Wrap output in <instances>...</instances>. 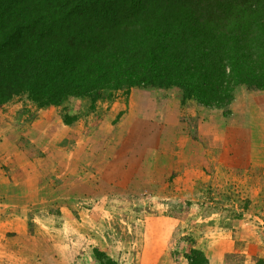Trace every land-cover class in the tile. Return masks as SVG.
<instances>
[{
	"label": "rangeland",
	"instance_id": "1",
	"mask_svg": "<svg viewBox=\"0 0 264 264\" xmlns=\"http://www.w3.org/2000/svg\"><path fill=\"white\" fill-rule=\"evenodd\" d=\"M239 89L223 109L183 101L177 87L134 86L48 106L12 97L0 107V136L50 178L31 210L22 207V237L13 230L0 239V264H95V250L115 264L264 260L263 163L238 160L241 147L226 146V157L216 140L219 119L243 127L244 138L263 122L264 91L242 87L252 109L245 115L241 104L231 108ZM7 202L14 206L0 207L2 221L17 209L16 199ZM22 238L27 249L17 248Z\"/></svg>",
	"mask_w": 264,
	"mask_h": 264
},
{
	"label": "trees",
	"instance_id": "2",
	"mask_svg": "<svg viewBox=\"0 0 264 264\" xmlns=\"http://www.w3.org/2000/svg\"><path fill=\"white\" fill-rule=\"evenodd\" d=\"M134 86L215 109L237 87L264 91V0H0V107Z\"/></svg>",
	"mask_w": 264,
	"mask_h": 264
},
{
	"label": "crops",
	"instance_id": "3",
	"mask_svg": "<svg viewBox=\"0 0 264 264\" xmlns=\"http://www.w3.org/2000/svg\"><path fill=\"white\" fill-rule=\"evenodd\" d=\"M239 88H240L239 92L241 94H237L235 101L231 104V108L233 109V111H235L234 107L236 108L238 104H241L242 110L240 113H246L245 115H248L249 112H251L252 110L251 105L249 107L250 104L249 100L248 99L245 100L242 95L245 93H249V91L243 90L242 87ZM248 96L246 98H248ZM257 108H260V113L264 114V109H263L264 105L262 102H259L257 104ZM261 121L262 119H258V123L260 126L256 129L249 130L244 138L243 136H241V130H243V127L236 126L233 129V127H229L226 125L227 119L224 118L219 119L218 124L220 126L219 127L220 134L216 140L218 144H220L222 147L220 149V152H222V154L228 157L226 155L227 150H225V148L228 149L227 147L230 146H232L233 148L241 147L242 153L239 156L236 155V158L240 161L243 160V162L246 161L249 162L253 168H255L256 162L257 163L262 162L263 164L261 169L264 170V118H263V122ZM199 122L205 124L206 122L205 113L202 114ZM236 132L237 134H235ZM233 133L236 135L234 138H233ZM12 141L13 140H10L8 136L6 137L5 135L0 136V207L2 206L3 208V206H7L8 204H10L9 202H7V200L12 198L16 199L19 205L15 204L16 205L15 207H17V209L13 210V213H11L13 218H9L3 221H2V216L4 215L3 214L4 210L0 208V239L2 237H6V235L13 230H14L13 232H15L16 235L19 234L17 236L15 235L13 239L17 238L18 236L22 237L23 232L20 231L24 229V225L22 224V222L27 220L26 218L27 215H25V213L23 212L22 207L25 208L27 206V208H30L31 199L37 198L38 196L36 189H41L42 186L40 185L42 183H44L45 186L46 184L49 185V178H50L48 177L49 173L44 175L45 173L43 171H45L46 168L42 169L41 167L35 166V164L32 163V160H30V157L32 158L34 157L32 154L31 156H29L28 154H27L28 156H25L23 148H21L20 151H17V147L15 143L11 145L8 144ZM10 151L12 152L10 153ZM6 153L9 154L4 155V157H1L3 154ZM211 153L212 151L210 149L208 151L209 156H211ZM13 154H15L14 161H12ZM248 171H249L248 164L246 167H244L243 171L240 170L241 173H247ZM262 173L264 174V171ZM34 194L35 197H33ZM11 206L14 205L12 204ZM30 220L33 222L35 221V218H32ZM16 224H19V228L17 229L15 228ZM24 240L26 239L25 238L20 239V246L17 248L27 249L22 245V243L28 242L27 240L26 241ZM34 245L35 244L28 245V248L38 249L43 246L41 244V245H35L37 247H33ZM37 264H47V263L45 260H42V262L38 261Z\"/></svg>",
	"mask_w": 264,
	"mask_h": 264
}]
</instances>
